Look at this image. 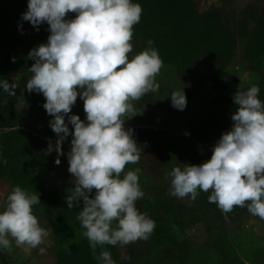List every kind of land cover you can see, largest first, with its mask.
I'll list each match as a JSON object with an SVG mask.
<instances>
[{
    "label": "clouds",
    "instance_id": "clouds-1",
    "mask_svg": "<svg viewBox=\"0 0 264 264\" xmlns=\"http://www.w3.org/2000/svg\"><path fill=\"white\" fill-rule=\"evenodd\" d=\"M69 13H75V18L67 19ZM142 13V5L133 0H28L21 17L37 30L41 24L49 26L47 43L28 53L34 63L26 89L45 97L43 107L53 117L49 125L57 135V165L65 138L72 136L68 171L74 187L68 190L66 202L73 209L82 201L77 220L98 264H116L106 245L146 241L156 228V222L137 208V201L145 197L141 169L126 171L128 165L140 162L143 148L133 138V130L125 128V121L136 115L134 102L159 90L156 77L164 67L151 39L149 47L130 55L134 26ZM3 87L11 92L7 83ZM183 88L171 94L172 106L181 111L187 104ZM260 91L252 84L234 94L238 107L231 129L215 143L209 160L199 165L183 163L167 173L170 196L195 201L201 192H210L208 202L224 214L239 207L264 219ZM78 97L87 122L69 115ZM69 124L74 131L70 132ZM52 150L50 144L48 151ZM40 203L37 192L19 185L11 189L0 207V249L11 255L13 241L16 247L32 249L45 243L49 232L34 214V206Z\"/></svg>",
    "mask_w": 264,
    "mask_h": 264
},
{
    "label": "trees",
    "instance_id": "trees-1",
    "mask_svg": "<svg viewBox=\"0 0 264 264\" xmlns=\"http://www.w3.org/2000/svg\"><path fill=\"white\" fill-rule=\"evenodd\" d=\"M218 1L199 10L195 0H133L142 5L143 13L140 23L134 26V49L130 55L149 47L147 42L151 39L154 42L151 47L158 50L164 67H173V76L180 82V88L184 87L189 102L195 94L199 95L197 90L204 86L206 79L221 90L217 102L213 103V98L211 103H204L206 109L184 124V136L147 128L154 124L152 105L148 107L146 102L143 106L145 96L135 105L136 114L143 117L144 124L125 128L133 130V138L141 147L155 149L161 155L160 179L165 184L160 185L162 180L157 183L150 180L141 170L140 184L145 197L137 201V208L156 222V228L143 245L139 244L143 241L140 240L123 246L125 256L119 255V245H106L116 264H264V243L250 239L242 246L247 240L244 234L229 237L225 230L227 221L247 213L246 208L237 207L224 214L216 204L208 202L210 192H201L195 201L187 199L186 204L168 194L167 173L174 166L183 167V163L199 165L209 160L212 152L203 145L210 142L214 146L231 129V117L238 107L233 96L238 90L246 91L256 84L261 90L259 98L264 101V80L256 82L253 77L264 72V14L254 6H246L233 17V24L227 23L234 11L227 13L224 7L235 0ZM27 4L28 0H0V160H7V164L0 163V183L10 184L3 199L17 185L30 193L37 192L41 203L34 206V213L38 212L49 228L55 264H98L88 240L81 235L83 229L77 220L82 201L73 209H68L66 202L68 190L74 187V177L68 172L52 179L54 160L45 150L49 149V140L56 144L57 135L49 125L53 117L43 107L45 97L26 89L24 105L19 109L3 87L5 83L9 88L27 83L32 75L29 68L34 63L28 53L47 43L50 35L47 23L39 25L37 30L22 21ZM75 15L69 13L66 18L73 19ZM238 46L239 61L254 80L240 88L235 87L234 77L228 71ZM73 114L87 122L83 100L79 97L69 115ZM69 129L74 131L71 124ZM71 139V135L67 136L62 145L71 147ZM135 168H139V163L128 165L126 171ZM94 194L95 190L91 195ZM196 226L201 229L198 245L184 237ZM157 247L165 250L157 253ZM166 248L172 251L171 256ZM239 248L244 249L242 256L238 254Z\"/></svg>",
    "mask_w": 264,
    "mask_h": 264
},
{
    "label": "rangeland",
    "instance_id": "rangeland-1",
    "mask_svg": "<svg viewBox=\"0 0 264 264\" xmlns=\"http://www.w3.org/2000/svg\"><path fill=\"white\" fill-rule=\"evenodd\" d=\"M195 1L199 10L205 8L208 4H218L219 2L218 0ZM246 6H254L255 8H257V12L264 14V0H235L232 4L224 7L225 12L227 13L232 10L234 11L232 17L227 20V23L233 24V17H237L238 13L241 12V10ZM239 53L240 47L238 46L235 49V57L232 60L233 63L229 66L228 70L234 77V85L236 88H240L241 86L254 83L253 78H251L250 76L251 72L245 65H242L240 63ZM170 68L163 67L160 74L156 77V80L160 85L159 90L155 93H148L147 95H145L147 99L145 98L143 106H146L145 103L148 102V107L152 105L150 109L152 110L153 108L155 114L153 116L154 124L147 126V128L158 131H169L176 135L184 136V124L190 121L191 117H198L200 115V112L206 109L204 108V103H211L213 98H215L213 100V103L217 102L216 99H219V90L221 89L218 88V85L216 87H213V85L209 83V81H207L206 79V83L204 84V86L197 90V93L199 95L195 94V97L190 102L187 101L186 108L184 110H178L172 106L171 94L173 91L181 89L179 84L180 82H176L172 73L173 67ZM253 77L256 79V82L264 80V72H260V74H253ZM220 83H223V81ZM21 84H23L24 86L17 84L11 86V92L9 91L11 98L16 102V106L19 107V109L24 105V91L26 93V84ZM213 94L215 95L213 96ZM204 96H206V99L209 101H207L206 99L203 100L201 98ZM165 101L167 104L162 105V103ZM138 102L139 101L134 102V107ZM160 103V107L156 108V106ZM163 106H166V108L163 109ZM143 124V117L137 114L125 121V127H141L143 126ZM49 142L53 150L48 151V149H46L45 152L52 156L54 160L52 168V179L55 180L69 172L68 153L70 152L71 147L62 145L63 155L59 156L61 163L57 165L55 163V160L58 158V153L55 151L56 144L51 142L50 140ZM203 147L208 148V150L212 152L213 146L211 147L210 142L204 144ZM142 148L143 154L139 162V168L149 176L150 180L157 183L162 180L160 179L162 164L161 155L155 149L145 147ZM162 184H165L164 180L160 182V185ZM7 190H10V184H8V181L0 183V207H2L5 202L3 196ZM176 199L178 201H181L183 204H186L187 202V199ZM34 214L38 217L41 226L46 228L49 232V228L44 219L39 216L38 212ZM225 230H227V234L229 237H236L239 235L242 236L244 234L243 236L247 240L244 241V244L242 246L245 245V242L247 244V241H249L250 239H252L253 241H258V243L261 244L264 243V220H261L259 217L251 215L249 212L240 214L234 219L227 221V227ZM187 233L184 235V237H187L190 241H193L195 243L197 242L196 245H198L199 239L201 237V229L196 226V228H192L190 232ZM144 243L145 241L143 240L139 244L143 245ZM250 244L254 245V242H251ZM52 246L53 241L50 235L46 237L45 243L36 249H32L27 246L16 247L15 242L13 241V252L11 255L5 252L4 250L0 249V264H55L54 255L50 251ZM156 249L157 253H160V250H165L164 247H157ZM169 249L170 248H166V251H168L171 256L172 251L170 252ZM243 250L244 249L239 248L238 254L240 256H242ZM118 251L120 256H125L126 250L123 247L118 246ZM195 253H197V250L194 252L193 258H195ZM244 253L248 252L245 251ZM249 254L252 253L249 252ZM161 259L163 258H160L159 260L161 261Z\"/></svg>",
    "mask_w": 264,
    "mask_h": 264
}]
</instances>
